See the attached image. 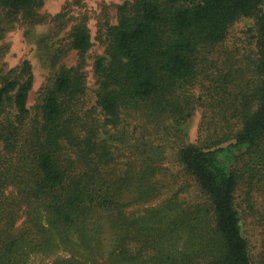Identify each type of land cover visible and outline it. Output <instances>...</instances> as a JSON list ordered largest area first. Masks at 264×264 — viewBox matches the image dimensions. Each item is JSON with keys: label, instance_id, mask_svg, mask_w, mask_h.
<instances>
[{"label": "trees", "instance_id": "1", "mask_svg": "<svg viewBox=\"0 0 264 264\" xmlns=\"http://www.w3.org/2000/svg\"><path fill=\"white\" fill-rule=\"evenodd\" d=\"M43 4L0 0V38L18 24L51 25L43 47L54 69L31 108V62L6 69L0 48V264H29L34 254L58 250L70 256L52 264H264V252L253 259L242 221L250 216L264 231V0L118 5L117 22L106 23V54L94 61L92 108L83 70L93 46L87 17L71 16L70 4L43 15ZM242 18L256 19V75L199 80ZM68 28V43L56 45ZM71 50L78 59L69 67L62 59ZM198 84L214 88L218 105L230 95L237 129L217 131L203 146L182 145V183L146 215H129L131 206L163 197L168 184L162 152L151 155L154 140L136 136L126 115L145 109L150 120L176 115L186 123L195 109L187 95ZM191 188L193 199L184 195Z\"/></svg>", "mask_w": 264, "mask_h": 264}, {"label": "rangeland", "instance_id": "2", "mask_svg": "<svg viewBox=\"0 0 264 264\" xmlns=\"http://www.w3.org/2000/svg\"><path fill=\"white\" fill-rule=\"evenodd\" d=\"M125 1L127 0H44V4L39 10V13L43 15H55L63 11L67 4H70L68 11L71 16L87 17L93 42L83 68L86 73L87 93L85 101L87 102V108L96 105L98 83L93 66L98 56L106 54L107 45L104 34L106 23L115 24L117 22V6ZM261 9L264 11V4ZM69 28L53 41L56 45H59L58 41L63 44L68 43ZM51 35L50 24L36 25L32 28L18 24L12 30L7 31L4 37L0 38V48H6L5 55L2 58V64L5 65L6 69L18 66L24 60H29L32 64L34 85L30 91L28 103L31 108L36 105L40 91L48 83L52 72H54L46 55L47 49L43 47L45 44L43 41ZM256 43V19L242 18L238 20L230 28L227 39L216 46L212 60L205 67V72L199 76V80H202L206 74L215 75L220 72V76H222L228 71L239 73V70L244 71L248 78L254 77L258 59ZM77 59V51L71 50L62 59V63L70 67L77 63ZM191 90L187 96L189 100L194 102L195 109L186 123L176 121V115L170 118L150 120L152 117L148 116V111L145 109L142 110L143 114L137 112L133 113L132 116L130 115L131 117L126 115L136 136H146V138L154 140L155 153L151 152V155L155 156L158 152H162L161 176L166 179L168 184V188L165 190L166 194L156 202L131 206L128 213L133 217L144 216L149 210L158 207L159 203L169 195L168 190L174 188L176 183H182L185 177L176 160V153L182 145L195 144L203 146L206 143L208 144L211 138H215L218 132L220 135L223 133L229 134L237 129L234 126L235 120H232L230 116V95L224 96V105H218L213 101V95L219 98L215 95L216 91L213 87L208 90L204 89L203 84H198ZM229 91H231V96L238 94V89L234 85H229ZM182 103H186V101ZM228 119H231L229 124H227ZM220 121L223 125L221 130L219 129ZM156 146H161L163 149L158 150ZM142 153L143 156L146 154L144 151ZM196 191L194 188L187 189L184 195L193 199L197 196ZM242 221L244 235L249 241L253 259H261L264 252L263 226L250 216H244ZM69 256L70 254L63 250L48 255L34 254L31 256L29 264H52L58 258ZM100 262L106 264L105 260H100Z\"/></svg>", "mask_w": 264, "mask_h": 264}]
</instances>
